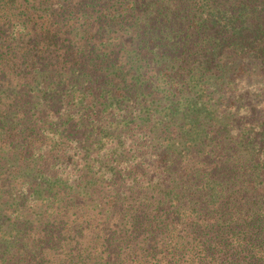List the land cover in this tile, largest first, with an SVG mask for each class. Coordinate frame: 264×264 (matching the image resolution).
Instances as JSON below:
<instances>
[{"label": "trees", "instance_id": "trees-1", "mask_svg": "<svg viewBox=\"0 0 264 264\" xmlns=\"http://www.w3.org/2000/svg\"><path fill=\"white\" fill-rule=\"evenodd\" d=\"M0 264H264V0H0Z\"/></svg>", "mask_w": 264, "mask_h": 264}]
</instances>
